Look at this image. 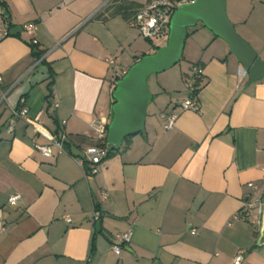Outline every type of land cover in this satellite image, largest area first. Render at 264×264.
Returning a JSON list of instances; mask_svg holds the SVG:
<instances>
[{
    "label": "crops",
    "instance_id": "1",
    "mask_svg": "<svg viewBox=\"0 0 264 264\" xmlns=\"http://www.w3.org/2000/svg\"><path fill=\"white\" fill-rule=\"evenodd\" d=\"M150 1L0 0L11 34L0 43V264H233L239 254L241 264H264L258 216L243 212L254 195L248 184L264 179V78H240L226 45L200 59L195 96L184 88L186 71L165 78L142 134L96 173L77 164L100 144L94 123L112 119L116 78L140 58L128 22ZM241 1L251 13L235 2L230 21L264 60V0ZM30 42L44 64L12 89L34 65ZM190 98L198 111L180 107ZM21 99L27 119L9 131ZM171 113L178 117L166 131L163 114ZM61 135L64 154L36 151ZM13 195L20 200L10 206ZM127 232L117 257L111 243Z\"/></svg>",
    "mask_w": 264,
    "mask_h": 264
},
{
    "label": "water",
    "instance_id": "2",
    "mask_svg": "<svg viewBox=\"0 0 264 264\" xmlns=\"http://www.w3.org/2000/svg\"><path fill=\"white\" fill-rule=\"evenodd\" d=\"M198 23L228 45L230 54L251 83L264 78V61L235 30L226 12V0H196L178 8L172 15L166 44L154 54L138 60L114 87L112 119L106 136V143L112 149L119 150L124 139L144 131L147 110L154 100L148 79L180 63L188 29L196 27ZM255 247H264V199Z\"/></svg>",
    "mask_w": 264,
    "mask_h": 264
},
{
    "label": "built area",
    "instance_id": "3",
    "mask_svg": "<svg viewBox=\"0 0 264 264\" xmlns=\"http://www.w3.org/2000/svg\"><path fill=\"white\" fill-rule=\"evenodd\" d=\"M111 1V0H109ZM196 0H151L148 5L139 10L128 22L129 26L136 29L145 39L150 41L168 38L169 26L172 15L174 12L183 6L190 5ZM27 36L32 37L35 31V25L29 24L24 28ZM10 28L8 17L6 16L4 10L0 7V43L10 37ZM43 59L34 62L32 68L20 78L12 87V89L18 85L30 72L31 70L38 66ZM128 70L123 69L121 77H123ZM192 78L186 77L184 79L186 89L191 94L195 89V82L197 78L202 76V68L200 66H193L191 68ZM240 78H246L245 72L239 70ZM2 79L0 77V104L6 100L7 94H2L1 91ZM54 105L57 107L59 102L56 98H53ZM180 107L186 111H198V105L191 98L180 103ZM28 111L25 108L24 99L20 100L19 107L11 110V120L9 125V131L13 129L14 124L19 120L27 119ZM177 115L174 113L163 114L165 119L164 130H170L174 127L175 121L177 120ZM108 121L100 120L94 123V130L96 133V138L100 143V146L89 147L84 151V159H77V164L81 167L88 164L91 168L92 173H96L97 167L102 164L107 158L111 151V147L106 143L107 129L109 126ZM67 139L65 135H61L57 138H52L48 140L47 144L36 145V151L46 158L53 157V149L57 150L58 154H64L66 152L65 145ZM248 187L253 191V194L248 201L245 203L243 208L244 214H249L251 211H255L258 216V224L260 223V217L262 214V199H264V179H262L259 186L250 183ZM20 197L18 195H13L8 197L7 204L10 206L17 205ZM94 220H98V214H94ZM66 221H70L67 217ZM131 238V232L124 234H118L113 238L110 250L115 256H120L122 247L129 243ZM243 261V254H239L235 259L233 264H241Z\"/></svg>",
    "mask_w": 264,
    "mask_h": 264
},
{
    "label": "rangeland",
    "instance_id": "4",
    "mask_svg": "<svg viewBox=\"0 0 264 264\" xmlns=\"http://www.w3.org/2000/svg\"><path fill=\"white\" fill-rule=\"evenodd\" d=\"M252 1L257 2V0H252ZM235 2L238 3V5H240L242 7L244 14L248 17L252 11L250 8L251 7L250 4L249 5L245 4L241 0H226V12H227L228 17H229V13H231V8L233 7V4ZM229 19H230V17H229ZM252 21H253V19H250L249 26L253 25ZM196 27H197L198 32H200V30H201L203 32V34H208L209 39L203 38L201 35H198L197 32L194 34L192 32H190L189 33L190 35H188V37L185 40L183 55H182L180 63L178 65H176L174 68H172L171 70L164 72L162 74H159V75L151 76L148 79L149 91L154 96V100L152 101L151 105L149 106L148 111L152 110V108H154L155 106L160 105V99L157 96L155 97V93L158 92V86L159 85L161 86V84L164 82L165 78L176 75L177 73H179V70L186 71V73H187L186 77L189 76L192 78L191 68L193 67V65L201 67V65H199V62L201 61L200 59L203 58L205 60L212 53L222 51V49L224 48L225 45L227 48V52L230 53L228 45L223 40H221L219 38L216 39L213 36V34L207 28L201 27L200 24H198V26H196ZM196 27H194V28H196ZM194 28H190V30L193 31L192 29H194ZM235 30L237 31L236 28H235ZM137 33L139 35V38L137 39V41H135L133 43L131 51L134 52L135 55L140 57V59L145 55L154 54L156 52V49L163 47L167 41V37L161 38V39H156L153 41H149V40L145 39L138 31H137ZM237 33L239 34L238 31H237ZM213 38H214V41H212ZM199 45H201L202 49H199ZM203 49H205V51H203ZM224 59H225V57L222 58V60H224ZM234 59H235V57H234ZM261 61H264V60L261 59ZM36 72H38L39 76H40V74H44L45 73L44 66L41 65L39 68L36 69ZM183 85L185 88L186 87L185 84H183Z\"/></svg>",
    "mask_w": 264,
    "mask_h": 264
},
{
    "label": "trees",
    "instance_id": "5",
    "mask_svg": "<svg viewBox=\"0 0 264 264\" xmlns=\"http://www.w3.org/2000/svg\"><path fill=\"white\" fill-rule=\"evenodd\" d=\"M112 1V0H111ZM2 6H4L2 3H0V7H2ZM135 8V6L134 5H129V6H126L125 8L124 7H122V6H117V8H115V11H113L112 13H111V15H117V14H119V13H121L122 11H124V10H130V9H134ZM3 9V8H2ZM5 14H6V12H5ZM7 15V14H6ZM198 24H200L201 25V27H204L201 23H198ZM198 26V25H197ZM195 29V28H194ZM193 30V29H192ZM188 35H190L189 33L190 32H192L190 29H188ZM188 35H187V37H188ZM215 37V36H214ZM216 39H217V37H215ZM148 40V39H147ZM150 41V40H149ZM30 47H31V51H32V56L34 57V59H35V62L36 61H38V60H40L41 58H42V56L44 55L43 54V52H40L39 50H38V47H37V45H35L34 43H32V42H30ZM159 48H157L156 49V51L158 50ZM138 60H140V58H138ZM136 63V62H135ZM134 63V64H135ZM40 64H44V60H42L40 63H39V65ZM194 66V65H193ZM196 66V65H195ZM51 79H52V76L50 77ZM122 77L121 76H119V77H117L116 78V83L121 79ZM52 83L50 82V84L49 85H51ZM48 85V86H49ZM116 85V84H115ZM199 91V88H197V81L195 82V89L193 90V92L190 94L191 96H195L196 95V93ZM113 104H114V102H113ZM142 134V133H141ZM132 137H129V138H126V139H124V141H123V145H124V147H127V145H128V143H129V140L131 139ZM98 146H100V144L98 145ZM119 150H114V149H112L111 148V151H110V153H109V155H108V158H109V156L113 153V152H118ZM86 165H88L87 163H85V165H84V168H85V171L87 172L88 171V169L86 168ZM89 167V166H88ZM90 168V167H89ZM90 171H91V168L89 169Z\"/></svg>",
    "mask_w": 264,
    "mask_h": 264
}]
</instances>
